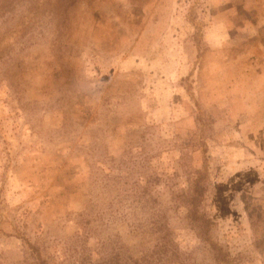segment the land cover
Here are the masks:
<instances>
[{"label":"rangeland","instance_id":"374dc122","mask_svg":"<svg viewBox=\"0 0 264 264\" xmlns=\"http://www.w3.org/2000/svg\"><path fill=\"white\" fill-rule=\"evenodd\" d=\"M71 1L0 0V264H264V0Z\"/></svg>","mask_w":264,"mask_h":264},{"label":"trees","instance_id":"16d2710c","mask_svg":"<svg viewBox=\"0 0 264 264\" xmlns=\"http://www.w3.org/2000/svg\"><path fill=\"white\" fill-rule=\"evenodd\" d=\"M75 1L76 0H72L69 3L68 6H70L73 3H75ZM199 190L200 191L198 192V188L197 187L194 188V191L195 192H198V195L200 194V196H202L204 189L199 188ZM200 200H201V198L198 199V200H197V198H195V199H193L191 201V205L193 207V210L196 209V207H198ZM200 221H201L202 226H203V224L205 226H208L207 225L208 220L205 218V216H203V215L200 216ZM201 229H202V236L204 238V241H206L207 243H209L211 245V247H212L213 250L217 251V254H216L217 259H221V258L225 259L228 255L226 253H224L223 249L220 246H218L216 243H213V242L210 241L209 231L207 230V228L206 229H203V227H201Z\"/></svg>","mask_w":264,"mask_h":264}]
</instances>
